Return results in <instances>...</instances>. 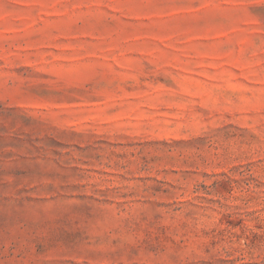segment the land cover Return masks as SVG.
Listing matches in <instances>:
<instances>
[{
	"label": "rangeland",
	"instance_id": "obj_1",
	"mask_svg": "<svg viewBox=\"0 0 264 264\" xmlns=\"http://www.w3.org/2000/svg\"><path fill=\"white\" fill-rule=\"evenodd\" d=\"M0 264H264V0H0Z\"/></svg>",
	"mask_w": 264,
	"mask_h": 264
}]
</instances>
